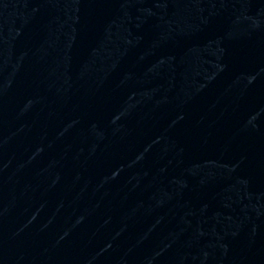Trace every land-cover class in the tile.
<instances>
[{"label": "water", "instance_id": "obj_1", "mask_svg": "<svg viewBox=\"0 0 264 264\" xmlns=\"http://www.w3.org/2000/svg\"><path fill=\"white\" fill-rule=\"evenodd\" d=\"M0 264H264V0H0Z\"/></svg>", "mask_w": 264, "mask_h": 264}]
</instances>
